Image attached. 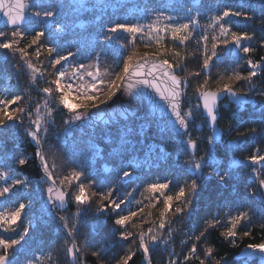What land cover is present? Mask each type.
<instances>
[{
    "label": "snow or ice",
    "instance_id": "snow-or-ice-1",
    "mask_svg": "<svg viewBox=\"0 0 264 264\" xmlns=\"http://www.w3.org/2000/svg\"><path fill=\"white\" fill-rule=\"evenodd\" d=\"M125 8L130 15H108ZM258 49L264 0H0V264H55L58 244L68 264H87L89 251L96 264H131L138 253L152 264L177 221L187 251L169 252L167 264H229L208 243L217 230L240 248L234 264H264V236L240 245L256 227L264 233V150L237 157L264 143ZM21 76L23 94L9 96ZM224 99L235 106L227 115ZM93 205L89 236L107 228L111 245L80 235ZM29 241L46 248L33 251ZM114 247L122 253L106 260Z\"/></svg>",
    "mask_w": 264,
    "mask_h": 264
},
{
    "label": "trees",
    "instance_id": "trees-1",
    "mask_svg": "<svg viewBox=\"0 0 264 264\" xmlns=\"http://www.w3.org/2000/svg\"><path fill=\"white\" fill-rule=\"evenodd\" d=\"M127 2L129 4H131V3L136 2V0H127ZM153 2L156 5H160V4L164 3V0H153ZM249 3H253L254 4V3H256V0H249ZM108 15L112 16L113 18H116V16H119V17L122 18L125 15H130V10L128 8L117 9L116 13L114 14L112 12V10L109 9L108 10ZM259 16H260V13H259V10H257V17H259ZM130 18H134V17H130ZM206 20H207V13L205 14V18L201 20V24H204L206 22ZM238 26L241 27V28L247 27L249 30L255 29V25H248V22H246V21H239L238 22ZM257 35L259 37L258 30H257ZM121 42H125L126 43V41H121ZM191 45H192V47H195V41H192ZM260 55H264V50L258 49V51L253 54V58L254 59H259ZM43 59L45 60V64L47 65V59L48 58L45 56ZM109 62L112 64L111 60H109ZM197 64H198V58H192L190 60V62L186 65V67L190 71H194L197 68ZM217 71H218V69H213V75L214 76L216 75ZM49 78H50L49 76L45 75V77L41 81L40 85H37L36 88L32 89V91H31V103H32L33 107L35 105V102H38L39 99H40V96L42 95L41 93L38 92V88L40 86H43V84L46 83V81ZM255 79H256L257 84L260 87H264V78L258 77V78H255ZM1 82L2 81H0V83ZM26 84H27V77L26 76H21L19 78V80L14 78L13 87L8 90L7 94L9 96L14 95V94H23L24 87H25ZM189 96H191V93H189ZM194 102L195 101L193 100V103ZM220 105H221V110L224 113V115H227L228 113L233 111L234 108H235L234 105H229V102L227 100H224ZM184 107L185 108L188 107V97H186V99H185ZM199 122L200 121L197 120V123H199ZM225 124H226V121L222 122L221 126L223 127V126H225ZM56 125H57V127L62 126V119L59 116H57ZM193 135L194 136L195 135H201V133H193ZM202 135L206 136L207 135V131H205ZM229 139H231V137H229ZM101 147H105L106 151L110 150V149H108V146H106L104 144H101ZM245 147L247 149L246 151L237 153V157L238 158L242 159L243 156L250 154V152L253 149H255L256 147H259L260 149L264 150V143L250 144V145H246ZM22 150H23V154L24 155H28L34 149H33V147H30L27 144H25L23 146ZM169 150L171 151V149H169ZM58 163H59V161H58ZM110 166H112V165H110ZM22 171H25V172L30 174L32 172V168L29 167V168L24 169ZM63 171H65V170L58 167L56 174H58V175L59 174H63ZM208 171H210V169H206L205 170V175H207ZM242 174H243V176L245 178H247L248 170L245 169ZM114 175L115 174L113 173V176ZM147 178L148 179H155V176H152L151 174H149L147 176ZM113 182H114V180H113ZM142 190L143 189H142V186H141L140 191H142ZM136 198L140 199V192L139 191L136 193ZM75 210H76L75 205H71L68 208L67 212L62 213V214L71 217ZM92 210H94V205H93L92 209H90V211L88 213V217H86V218H84L82 220L81 228H80V235H81L82 238L85 237V236H89V233H88V230L86 228V225L88 223V218L91 217ZM26 222L27 221H25V223ZM107 224H108V227L112 226L110 220L107 221ZM147 226L148 225H145V227H147ZM174 228L176 230L174 231V234L171 237V244L169 245L168 250L166 251L163 248H158L151 256L152 264H167L169 252H171L173 250L177 254H181V253H184V252L187 251V246H183L181 244V241L186 239V237L183 235V233L181 231L182 224L179 221H177L174 224ZM105 232H107V228H104L100 232V235H98V236L97 235L89 236V243L94 244L96 247H99V245L101 243H104L106 246L111 245L112 243H114V241H105L103 239ZM262 236H264V233L261 232L259 227H256L254 229V231H253L252 236L246 237V238H243V239L240 240V245H241V247H243L244 244L258 242L262 238ZM208 243L213 244L216 247V249H217V251H216L217 258L220 255H223L225 252H227L229 254V264H234V257L236 256V254L239 253L240 248H231V247H229V245L226 242H224L219 237L218 230L212 232L211 236L209 237ZM188 246H190V244ZM28 247H30L33 251H38L41 248H46V244L43 241H41V242L29 241ZM203 251H204V246L201 245L197 254L202 257L203 256ZM121 253H122V249L120 247L110 248V250L108 251V253H107L106 257H105V259L109 260L112 257H116V256H118ZM180 259H183V255H180ZM53 260L55 261V264H68V262L66 260L65 253L60 249L59 244L57 245V249H56V251H55V253L53 255ZM86 261H87V264H96L95 258L90 255V251H89V254L86 256ZM131 264H145L142 254L138 253L134 257V259L131 262ZM189 264H198V261H190ZM208 264H211V261H209Z\"/></svg>",
    "mask_w": 264,
    "mask_h": 264
},
{
    "label": "rangeland",
    "instance_id": "rangeland-1",
    "mask_svg": "<svg viewBox=\"0 0 264 264\" xmlns=\"http://www.w3.org/2000/svg\"><path fill=\"white\" fill-rule=\"evenodd\" d=\"M108 63H109V65L111 66V63L108 61ZM13 84H14V78L11 80V84H10V87H9V89H11L12 87H13ZM3 86H4V83H3V81L0 83V89H2L3 88ZM8 89V90H9ZM186 99V98H185ZM81 111H82V109H81ZM76 211V210H75ZM74 211V212H75ZM252 264H259V261L258 260H253L252 261Z\"/></svg>",
    "mask_w": 264,
    "mask_h": 264
},
{
    "label": "water",
    "instance_id": "water-1",
    "mask_svg": "<svg viewBox=\"0 0 264 264\" xmlns=\"http://www.w3.org/2000/svg\"><path fill=\"white\" fill-rule=\"evenodd\" d=\"M124 97L122 96V99H123ZM224 100H226V99H224ZM224 100H221L220 101V104L224 101ZM113 107H117V105H113Z\"/></svg>",
    "mask_w": 264,
    "mask_h": 264
}]
</instances>
